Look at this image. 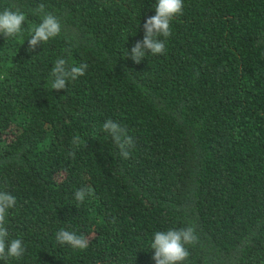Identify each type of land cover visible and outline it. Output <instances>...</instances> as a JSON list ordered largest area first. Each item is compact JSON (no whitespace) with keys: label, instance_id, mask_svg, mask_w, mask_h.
Returning <instances> with one entry per match:
<instances>
[{"label":"trees","instance_id":"obj_1","mask_svg":"<svg viewBox=\"0 0 264 264\" xmlns=\"http://www.w3.org/2000/svg\"><path fill=\"white\" fill-rule=\"evenodd\" d=\"M156 3L0 0L26 16L0 34V192L25 247L0 264H155L154 234L186 227L183 264H264V0H183L165 53L135 63ZM40 4L61 33L29 51ZM61 58L88 68L51 89ZM107 120L133 139L128 159ZM60 229L88 247L60 245Z\"/></svg>","mask_w":264,"mask_h":264},{"label":"clouds","instance_id":"obj_2","mask_svg":"<svg viewBox=\"0 0 264 264\" xmlns=\"http://www.w3.org/2000/svg\"><path fill=\"white\" fill-rule=\"evenodd\" d=\"M183 0H157L155 15L149 17L144 23V37L131 49V59L140 63L147 53L152 55L165 53V41L159 37L168 38L171 35L170 22L174 17L183 14ZM45 6L40 4L35 10L37 14H43L42 22L35 26L33 34L28 39L29 51H34L37 46L48 42L51 38L61 33V23L54 15L44 12ZM26 20L23 12L13 9L0 11V34L5 38L16 37L22 32V25ZM127 55V52H126ZM88 68L86 63L78 66H69L65 59L56 61L52 69L51 89H66L69 81H75L84 76ZM103 130L108 133L117 145L120 155L124 159L130 157L129 149L134 146L133 139L127 135L126 130L118 123L107 120L103 124ZM80 138L73 137V144H79ZM74 156V153H72ZM94 195L91 187H82L75 191L74 197L78 203H83L86 197ZM16 206V198L8 192H0V259L20 258L25 252V247L20 239L9 241V233L6 229L5 218L7 211ZM56 240L60 245H68L73 249L83 250L88 247L89 240L83 235H77L60 229L56 233ZM197 236L192 227L167 232H156L151 242L154 250L155 264H183L188 258L189 251L185 245L194 244Z\"/></svg>","mask_w":264,"mask_h":264}]
</instances>
